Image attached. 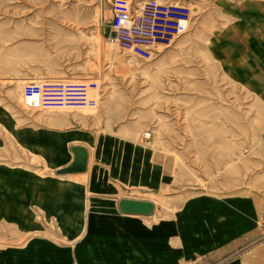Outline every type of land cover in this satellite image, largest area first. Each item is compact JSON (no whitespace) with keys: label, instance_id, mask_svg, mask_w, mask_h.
Listing matches in <instances>:
<instances>
[{"label":"rangeland","instance_id":"obj_1","mask_svg":"<svg viewBox=\"0 0 264 264\" xmlns=\"http://www.w3.org/2000/svg\"><path fill=\"white\" fill-rule=\"evenodd\" d=\"M117 1L0 0V91L26 106L30 77L102 89L96 107L43 109L80 121L63 163L81 142L88 170L53 160L49 182L20 184L19 215L0 208V264H264V0H179L189 29L148 59L108 41Z\"/></svg>","mask_w":264,"mask_h":264},{"label":"built area","instance_id":"obj_2","mask_svg":"<svg viewBox=\"0 0 264 264\" xmlns=\"http://www.w3.org/2000/svg\"><path fill=\"white\" fill-rule=\"evenodd\" d=\"M192 6L174 0H144L134 7L128 0L117 1L108 41L132 57L151 58L156 45L168 43L186 32L191 24ZM102 89L97 79L75 80L64 76L30 77L21 88L27 107H96ZM150 132H145L149 137Z\"/></svg>","mask_w":264,"mask_h":264},{"label":"crops","instance_id":"obj_3","mask_svg":"<svg viewBox=\"0 0 264 264\" xmlns=\"http://www.w3.org/2000/svg\"><path fill=\"white\" fill-rule=\"evenodd\" d=\"M3 84L0 80V87ZM79 122L71 114H52L24 106L19 91L12 95L6 90L0 91V208L11 203L16 211L13 214L18 216L20 184H46L50 180L53 160L59 161L55 167L58 169L73 159L74 154L69 162L63 163L62 145L68 140L67 128ZM74 144L86 146L81 142L71 145ZM36 157L39 158L38 164L33 161ZM88 166L80 172H87ZM30 168L38 169V175ZM227 264L237 262L229 261Z\"/></svg>","mask_w":264,"mask_h":264},{"label":"water","instance_id":"obj_4","mask_svg":"<svg viewBox=\"0 0 264 264\" xmlns=\"http://www.w3.org/2000/svg\"><path fill=\"white\" fill-rule=\"evenodd\" d=\"M74 157L73 159L58 168V173H70L84 171L88 162V149L83 144H74L70 146ZM118 207L121 212L152 214L155 210V203L147 198L122 197L118 200Z\"/></svg>","mask_w":264,"mask_h":264},{"label":"bare ground","instance_id":"obj_5","mask_svg":"<svg viewBox=\"0 0 264 264\" xmlns=\"http://www.w3.org/2000/svg\"><path fill=\"white\" fill-rule=\"evenodd\" d=\"M112 43V42H111ZM162 44H165V43H159L158 45H162ZM167 44V43H166ZM169 44V43H168ZM89 159V158H88ZM89 162V160H88ZM88 162H87V166H88ZM70 173H75V172H70ZM63 174H67V173H63ZM132 215V214H131ZM153 215V214H152Z\"/></svg>","mask_w":264,"mask_h":264}]
</instances>
